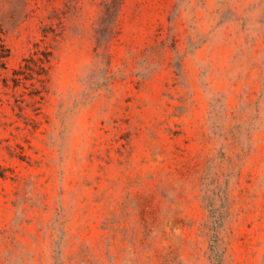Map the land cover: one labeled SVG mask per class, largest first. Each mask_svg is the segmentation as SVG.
<instances>
[{
  "label": "rangeland",
  "instance_id": "obj_1",
  "mask_svg": "<svg viewBox=\"0 0 264 264\" xmlns=\"http://www.w3.org/2000/svg\"><path fill=\"white\" fill-rule=\"evenodd\" d=\"M7 52L0 264H264V0H0Z\"/></svg>",
  "mask_w": 264,
  "mask_h": 264
},
{
  "label": "trees",
  "instance_id": "obj_2",
  "mask_svg": "<svg viewBox=\"0 0 264 264\" xmlns=\"http://www.w3.org/2000/svg\"><path fill=\"white\" fill-rule=\"evenodd\" d=\"M43 58L37 57V59H34L33 57L30 59H25L24 62H26V65L21 66L19 70L14 71V76L16 81H32L36 79V75H42L46 72V65L50 61L51 54L49 52H43ZM9 57V52L7 54L0 56V59H7ZM0 62H3L1 60ZM30 64H32L36 68L30 67Z\"/></svg>",
  "mask_w": 264,
  "mask_h": 264
}]
</instances>
